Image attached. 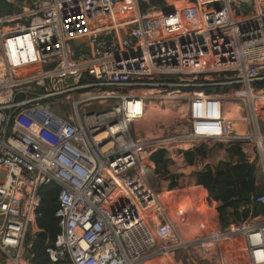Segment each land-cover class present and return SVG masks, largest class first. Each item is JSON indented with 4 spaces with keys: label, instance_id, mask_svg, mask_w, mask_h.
Segmentation results:
<instances>
[{
    "label": "built area",
    "instance_id": "obj_1",
    "mask_svg": "<svg viewBox=\"0 0 264 264\" xmlns=\"http://www.w3.org/2000/svg\"><path fill=\"white\" fill-rule=\"evenodd\" d=\"M152 1L0 0V264H33L50 184L59 233L49 264H145L191 247L214 264L227 253L264 264V215L223 232L209 214L185 236L187 211L170 212L162 195L173 190L156 192L151 161L200 143L237 147L264 208V0ZM128 4L132 16L116 19ZM152 107L173 110V128L133 135Z\"/></svg>",
    "mask_w": 264,
    "mask_h": 264
},
{
    "label": "trees",
    "instance_id": "obj_2",
    "mask_svg": "<svg viewBox=\"0 0 264 264\" xmlns=\"http://www.w3.org/2000/svg\"><path fill=\"white\" fill-rule=\"evenodd\" d=\"M166 0H153L152 4L156 6L164 5ZM142 10L145 5H141ZM264 87V83L261 84ZM226 92L229 88L217 89ZM209 91V90H208ZM230 162H221L212 170L206 166L203 170L196 174V187L201 193V203L203 205V196L205 202L212 210V216L219 221L223 228L230 223H241L247 220L251 215H264V208L256 204L253 199L260 193L256 182V170L253 165L247 164L237 147L227 150ZM188 163L192 162V158L188 153L184 154ZM195 155L205 156L202 147L195 149ZM235 159V160H234ZM157 177L165 180L170 179L169 190L176 188V181L173 177L168 176V167L171 161L165 158L164 151H157L151 156ZM59 188L50 184L41 189V204L37 211V221L35 224V239L32 244V263L33 264H49V258L45 252L46 248L53 245L57 234L59 233L56 213L59 209L57 196ZM166 195H164L165 197ZM168 196V195H167ZM172 196L165 197L168 203H172ZM182 205L175 214L182 215L186 211ZM199 208V212L207 215L206 211ZM190 217V215H188ZM191 219V218H190ZM180 227L183 228L190 222L184 215L180 220Z\"/></svg>",
    "mask_w": 264,
    "mask_h": 264
},
{
    "label": "rangeland",
    "instance_id": "obj_3",
    "mask_svg": "<svg viewBox=\"0 0 264 264\" xmlns=\"http://www.w3.org/2000/svg\"><path fill=\"white\" fill-rule=\"evenodd\" d=\"M142 4L143 3L141 2L139 3L140 7ZM76 95L77 93H73L72 96L76 97ZM102 109H104V107L101 105H96L90 108L92 112H96V113L100 112V110ZM53 110L57 112L58 114L65 115L67 111V104L63 103L62 99H58V102H56V105ZM230 111L231 110L229 111L226 110V114L229 113V118L230 116L234 115V112H235V111L234 112H230ZM175 114L176 113L173 110H168V109L164 110L163 108L160 109V108L152 107L148 111V114L146 115V117L131 128V133L139 137L161 135L165 131L166 128L167 129L173 128L172 123H173V116H175ZM234 118H239V117L234 116ZM200 144H204V143H200ZM211 145H214V144H211ZM214 146H216V144ZM214 148H215V151L218 149L217 147H214ZM225 162H230V159L228 157H224L223 163ZM256 177H257V180L260 182V177L258 175H256ZM183 184L184 183L181 184L182 186L180 188L175 189L173 191H175L178 194L179 196L178 199L180 198L181 201L187 200L183 203L184 205L183 208L186 209L188 215H191L192 224H189L188 226H185L182 229L190 231L186 234H183L185 236H188V235L194 234L195 232L196 233L200 232L201 230L200 221L205 216V214L204 213L201 214V212H195V211H200L199 207L196 204H194V203H197L200 199L198 198L197 195L194 194L195 192L194 188H190L188 190L182 191L183 188H185ZM161 188L166 189V191L169 192V184L163 183L162 187L159 186L158 188H156V192L159 195L163 193L159 190ZM184 197H187V199H185ZM163 198L165 199L164 195H163ZM218 226L221 228V230H223V232H225V230L227 229V228H223L220 225L219 221H218ZM233 253L236 254L235 252ZM226 258H227L228 264H244L243 261L240 260V256L238 255L233 256L230 253H227ZM169 259L170 260L172 259L173 261L172 264H214L213 260L204 261L200 259L197 254V250L192 247L185 251L175 252L173 256H168L167 258H164V260H169ZM163 262H164L163 260H160L159 264Z\"/></svg>",
    "mask_w": 264,
    "mask_h": 264
},
{
    "label": "crops",
    "instance_id": "obj_4",
    "mask_svg": "<svg viewBox=\"0 0 264 264\" xmlns=\"http://www.w3.org/2000/svg\"><path fill=\"white\" fill-rule=\"evenodd\" d=\"M211 144H214V145L216 144V146L211 145ZM199 147H202V149L205 153V156L202 157L199 155L198 156L195 155V149H194V150H189V151L183 152V153L178 152L177 154L165 152V158H167L171 161V164L167 168L168 169V176L173 177L174 181H176V184H177L176 188H174L173 190L180 188L182 186L181 184L184 183L183 186L185 188H183V190L182 189L181 190L185 191V190H188L190 188H194V191H195L194 194L197 195L198 198L200 199V197H201L200 190L196 188V187H199L196 185V174L199 171L203 170L206 166L211 167L213 170L215 168V166H217V164L224 161V157L229 158V156L227 154V150L224 149V147L218 143L208 142V143L201 144ZM214 147H217L218 149L215 151ZM185 153H188L189 156L192 158L191 163H188L186 161V157L184 155ZM179 163H181V164H179ZM158 181L160 182V184H159L160 186H163V183L170 184V179L165 180L163 178H160V179L158 178ZM256 181H257V177H256ZM171 196L174 199V200H172V203H168L167 201L166 202L169 205H172V208L174 209V211L176 213L178 208H180L183 205V203L187 200L181 201L180 198L178 199L179 196L175 191H173L171 193ZM162 197H163V195H162ZM165 197H169V196L166 195ZM184 198L187 199V197H184ZM204 202H205V199H204ZM194 204H196L199 208L202 207L201 200H199L197 203H194ZM205 204H206V202H205ZM202 210L207 212L206 217L209 214L210 215L212 214V210H211V208L208 207L207 204H206V208H203ZM195 212H199V211H195ZM190 218H191V215H190V217H187V220L190 222L189 224H192ZM202 220H203V218L201 219V221ZM201 221H200V223H201ZM189 224H187L186 226H188ZM161 259H164V258H161ZM161 259L160 258H151V259L146 260V262H150V261H156L157 262V261H160ZM167 263L172 264L173 263L172 259L169 260V262L167 261L166 264Z\"/></svg>",
    "mask_w": 264,
    "mask_h": 264
},
{
    "label": "bare ground",
    "instance_id": "obj_5",
    "mask_svg": "<svg viewBox=\"0 0 264 264\" xmlns=\"http://www.w3.org/2000/svg\"><path fill=\"white\" fill-rule=\"evenodd\" d=\"M131 5L130 4H128V5H126V6H124L123 8H119V10H118V12L119 13H117V16H116V19H121V20H124L125 18H130L131 16H132V13H131ZM120 11H122V12H120ZM118 24V23H117ZM100 25L101 26H103V27H105V22L104 21H102L101 23H100ZM107 25V24H106ZM227 108L229 109V110H231V109H235L236 108V106L235 105H233L232 107L230 106V105H228L227 106ZM228 109H226L227 111H229ZM234 116H236L235 114L234 115H232V116H230V118L232 117V118H234ZM227 117L229 118V113H227ZM237 117V116H236ZM239 117V116H238ZM98 138H105V136L103 135V134H101V135H99V136H97ZM163 200H164V202L166 203V205H169L167 202H166V200L163 198ZM169 209H170V212L172 213H174L175 214V211H174V209L171 207H169ZM161 260H163L164 262L163 263H161V264H166V262L168 261L169 262V260H164V259H161ZM145 264H159V261H150V262H146Z\"/></svg>",
    "mask_w": 264,
    "mask_h": 264
}]
</instances>
